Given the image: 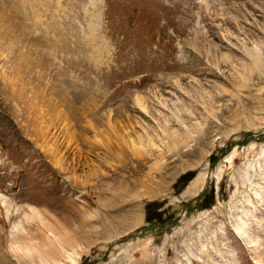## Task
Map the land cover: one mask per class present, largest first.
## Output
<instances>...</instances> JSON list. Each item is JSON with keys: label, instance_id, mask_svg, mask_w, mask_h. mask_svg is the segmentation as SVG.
I'll list each match as a JSON object with an SVG mask.
<instances>
[{"label": "rangeland", "instance_id": "rangeland-1", "mask_svg": "<svg viewBox=\"0 0 264 264\" xmlns=\"http://www.w3.org/2000/svg\"><path fill=\"white\" fill-rule=\"evenodd\" d=\"M2 1L0 264H264V0Z\"/></svg>", "mask_w": 264, "mask_h": 264}, {"label": "bare ground", "instance_id": "bare-ground-1", "mask_svg": "<svg viewBox=\"0 0 264 264\" xmlns=\"http://www.w3.org/2000/svg\"><path fill=\"white\" fill-rule=\"evenodd\" d=\"M10 11H11V9L9 10L8 6L6 8L5 3H3V1L1 0V2H0V13L7 14V17L0 20V34H3V29H4L8 38L17 39V37L22 32L20 30L21 23L19 22V20L15 16H11ZM2 27H3V29H2ZM23 48H26V47L24 45H22V49ZM22 49H20L19 52L16 53L17 56L15 55L16 58L19 59V61H22L24 59L26 60V58H34V60L38 62V64L37 63L33 64L36 67L42 68L44 65L48 66L49 61L46 59L47 57L45 58L44 56H42L41 51H39L38 48H35L34 51H27V52H23ZM39 57L41 58L43 63L40 61ZM106 144H109V143H106ZM49 154L54 157V155L52 154L51 151H49ZM56 162H58L60 164L59 160H56Z\"/></svg>", "mask_w": 264, "mask_h": 264}, {"label": "water", "instance_id": "water-1", "mask_svg": "<svg viewBox=\"0 0 264 264\" xmlns=\"http://www.w3.org/2000/svg\"><path fill=\"white\" fill-rule=\"evenodd\" d=\"M28 38L30 39V42H32L33 45H36L38 47V49L40 50V45L42 44L41 39L38 38L37 36H35V37L28 36ZM41 53H42V51H41Z\"/></svg>", "mask_w": 264, "mask_h": 264}]
</instances>
